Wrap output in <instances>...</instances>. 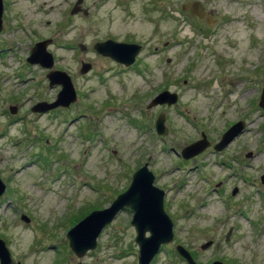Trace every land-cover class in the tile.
I'll list each match as a JSON object with an SVG mask.
<instances>
[{
    "label": "rangeland",
    "instance_id": "rangeland-1",
    "mask_svg": "<svg viewBox=\"0 0 264 264\" xmlns=\"http://www.w3.org/2000/svg\"><path fill=\"white\" fill-rule=\"evenodd\" d=\"M189 2L202 17L181 9ZM1 3L0 239L14 263L137 264L126 208L81 257L65 234L146 163L172 223V240L148 264H186L176 245L196 264H264V0H81L72 14L75 0ZM105 37L143 45L138 71L92 49ZM45 38L51 69L69 76L76 97L38 113L30 107L60 89L48 86L49 69L26 61ZM151 47L159 51L147 56ZM81 62L91 65L84 74ZM162 90L176 102L147 107ZM160 113L164 135L153 127ZM237 121L241 133L214 150ZM201 133L208 146L183 159L179 151Z\"/></svg>",
    "mask_w": 264,
    "mask_h": 264
},
{
    "label": "water",
    "instance_id": "water-1",
    "mask_svg": "<svg viewBox=\"0 0 264 264\" xmlns=\"http://www.w3.org/2000/svg\"><path fill=\"white\" fill-rule=\"evenodd\" d=\"M80 2L81 0H75L70 9V14L78 11ZM181 9L187 10L198 17L203 16L198 2L182 4ZM1 15L2 3L0 0V29ZM49 43V38L35 42L30 48L26 61L32 64L37 63L43 68L49 69L46 73L48 86L58 84L60 89L52 102L39 101L33 104L30 107L32 112H45L57 106L67 107L76 97L69 76L62 70L51 69L53 59L51 53L46 49ZM79 46L80 48L82 47L81 45ZM92 48L97 54L108 56L123 65H129L133 61L139 46L135 43H124L107 39L94 42ZM89 69L90 64L82 62L78 72L79 74H84ZM176 100V93L162 90L149 100L147 107L162 104L170 106ZM257 106L264 109V86L261 88ZM8 110L12 114L16 111V107L9 106ZM163 123L164 115L160 113L153 125L157 135H164L167 131ZM242 129L243 123L241 121L231 124L221 134L219 141L213 145V149L216 151L221 150L235 136L240 134ZM200 136V139L187 144L179 151V155L183 159L193 157L208 146V141L204 134L201 133ZM261 177V182L264 183V176ZM4 188V183L0 180V195ZM163 193L161 189L153 185V174L148 170L146 163H144L132 173L128 186L117 194L107 207L89 211L66 232L65 238L67 239L69 250L77 257H81L86 251L92 250L95 247L96 238L103 227L113 219L118 211L126 208L131 212L129 223L135 232L133 241L137 246V264H148L158 252L160 246L172 240V223L163 209ZM20 218L24 222L28 221V218L23 215ZM210 245L211 241L208 240L201 244L200 248L205 249ZM175 250L186 264H196L188 251L182 246L176 245ZM0 264H16L11 260L2 239H0ZM210 264H222V262L213 260Z\"/></svg>",
    "mask_w": 264,
    "mask_h": 264
},
{
    "label": "flooded vegetation",
    "instance_id": "flooded-vegetation-1",
    "mask_svg": "<svg viewBox=\"0 0 264 264\" xmlns=\"http://www.w3.org/2000/svg\"><path fill=\"white\" fill-rule=\"evenodd\" d=\"M84 13H85V12H84ZM197 17H198V16H197ZM45 39H47V38H45ZM107 39H112V40L117 41V42L135 43V44H137V45L139 46V48H138V50H137V53L134 55L133 61H132L129 65H123V64H121V63H118V62L114 61L113 59H111V58L108 57V56H103V55L98 54V55H100L103 59L110 61L111 63L115 64L116 66H119L120 69L123 70V71H125V70H135V71H138L136 65L139 63V56H140V54L143 53V50H144V49H143V45H141V44L137 43L136 41H134L133 39H129V38H123V39L118 40V39H114V38H111V37H105L103 40H100V41H104V40H107ZM41 40H42V39H41ZM39 41H40V40H39ZM49 44H50V43H49ZM49 44H48V46H49ZM79 45L82 46V44H78V45H77L78 50H80V49L85 50V47H84V46H82V47L80 48ZM92 45H93V44H92ZM66 48L69 49V48H72V46H66ZM73 48H75V47H73ZM92 49H93V48H92ZM29 51H30V49H29ZM158 51H159L158 48L151 47V49L148 51V53H147L146 55H147V56H148V55H153V54H155V52H158ZM147 56H146V57H147ZM146 57H145V58H146ZM52 59H53V57H52ZM81 63H82V62H81ZM86 63H88V62H86ZM89 64H90V63H89ZM90 67H91V65H90ZM38 113H43V112H38ZM153 125H154V122H153ZM243 126H244V125H243ZM242 130H243V129H242Z\"/></svg>",
    "mask_w": 264,
    "mask_h": 264
}]
</instances>
